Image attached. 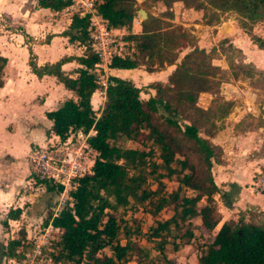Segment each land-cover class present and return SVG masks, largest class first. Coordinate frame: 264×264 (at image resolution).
Masks as SVG:
<instances>
[{
  "label": "trees",
  "instance_id": "1",
  "mask_svg": "<svg viewBox=\"0 0 264 264\" xmlns=\"http://www.w3.org/2000/svg\"><path fill=\"white\" fill-rule=\"evenodd\" d=\"M178 1L193 8L205 1L219 11H232L246 29L264 21V0ZM70 4L71 0H36L37 7L52 11L63 10ZM134 4L135 0H102L95 12L109 27L130 30L137 12ZM88 26V14H73L61 35L70 42L87 44ZM249 35L258 48L264 49V36ZM181 37H185L183 32L176 35L153 16L141 21L139 33L127 34L125 38L133 42L135 53L113 57L108 67L133 69L144 65L147 71H152L155 63L175 67L165 83L150 84L154 94L147 99L140 97V88L131 79L108 76L98 115L90 102L99 87L96 54L87 49L82 56H63L38 65L29 50L28 64L37 77L53 75L76 96L45 112L52 122L47 134L65 138L70 130L87 133L92 129L94 134L88 136L87 143L98 152L92 173L79 178L70 192L72 206L63 208L51 219L52 225L60 229L51 252L57 263L161 264L157 257H149V248L140 246L134 236L155 241L153 247L162 256L166 244L177 249L201 235L204 229L213 235L199 253L198 264H264V220L257 222L249 217L236 224L225 220L216 229L221 214L215 208L214 195L219 189L212 167L221 163L223 150L200 135L193 116L207 113L197 105L198 98L212 88L221 68L212 63L208 52L198 47L176 62ZM72 59L80 65L75 77L61 68ZM6 62L7 58L0 54V87ZM231 106L229 101L224 107L219 106L218 118L226 117ZM214 132L208 130L204 134L213 136ZM169 183L174 186L170 188ZM46 189L55 188L46 184ZM165 208H170L171 214L155 219L145 230L134 216L140 210L154 217ZM20 214V208L9 209L7 217L18 219ZM194 218L199 219L198 224L192 222ZM21 234L24 236L23 230ZM20 244L21 239L10 240L5 254L19 259L16 250Z\"/></svg>",
  "mask_w": 264,
  "mask_h": 264
},
{
  "label": "crops",
  "instance_id": "2",
  "mask_svg": "<svg viewBox=\"0 0 264 264\" xmlns=\"http://www.w3.org/2000/svg\"><path fill=\"white\" fill-rule=\"evenodd\" d=\"M4 6L6 13L13 18L14 11L18 12L17 15L23 21L20 23L25 29V34L14 33L16 43L9 42L6 51L0 52L7 58L3 70V85L0 87V264H4L6 258L5 248L9 236L18 239L14 238L12 229L11 235L5 230L7 223L10 225L17 220L7 217L9 209L20 208V216L26 217L30 226L36 225L39 221L43 223V216L52 208L54 203L52 191H48L40 183L31 182L29 178L27 154L31 148L43 145L46 139L57 138V135L51 132L47 134L52 122L46 117L45 112L57 109L66 99H76L73 91L65 88L55 76L37 77L32 72L28 64L29 50L34 53L38 65L55 62L63 56L77 57L85 53L80 43L70 42L66 36L61 35L69 26L74 14L70 10L52 11L49 8H40L37 7L36 0L30 2L6 0ZM214 27L216 26L210 28ZM217 27L218 34L220 32L228 34L234 30L232 25L225 23ZM120 29L127 34L139 33L141 21L137 23L132 21L130 30L126 27ZM230 41L235 43L234 39ZM203 45L201 40L197 42L198 48H203ZM213 63L215 64L214 61ZM79 66V63L72 59L66 61L61 68L69 76L75 77ZM174 67L175 65H167L166 69L159 71L163 76L158 80L159 72H148L139 68H110L107 64H102L96 69L104 79L101 86L91 95L92 108L98 115L105 95V86L102 83L106 82L108 76L127 78L136 83L141 72L143 78L149 81L165 83ZM147 94L152 96L154 89L150 88ZM202 95L206 93L202 92ZM197 105L205 110L208 108L209 100L204 103L198 101ZM238 111L240 113L237 115L234 113L233 121L243 117L247 111L255 115L252 110H246L244 105ZM230 124L231 122L225 127H219L213 136L202 135L219 145L227 155L221 163L212 167V175L219 189L217 194L222 198V203L216 198L217 211L222 215L216 229L223 221L232 220L237 214L239 222L250 208L264 211V192L255 191L251 186L253 173L259 171L261 167L259 163L262 160L247 157V146L251 147L252 144L231 147L220 138V135L234 134L232 132L234 126L229 127ZM236 132L240 135V132ZM262 158L264 162V157Z\"/></svg>",
  "mask_w": 264,
  "mask_h": 264
},
{
  "label": "rangeland",
  "instance_id": "3",
  "mask_svg": "<svg viewBox=\"0 0 264 264\" xmlns=\"http://www.w3.org/2000/svg\"><path fill=\"white\" fill-rule=\"evenodd\" d=\"M27 2H30V0H27ZM5 4L6 0H0V52L6 51L9 42L16 43V37H13L14 33L20 32L25 34V29L20 23L23 21L17 15L18 12L14 11V18L11 17L4 9ZM134 6L136 10L144 9L147 13V18L152 16L160 18L163 28L173 30L176 35H180L182 32L185 34V37L179 38L178 41V58L176 62L180 61L184 54L196 47L197 42L201 40V43L204 44L202 49L213 57L212 63L214 61L215 65L218 64L221 68L220 73L217 74L213 81L212 88L205 91L206 95L200 93L199 96L201 98H198L200 103L209 100L208 108L205 109L207 113L201 117L194 115L193 119L195 118L198 121L200 135H203L208 130H214V134H216L219 127H225L227 123L231 122L232 125L228 126H234L232 131L234 134H229V136L220 135V138L231 147L238 144H252L251 147L247 146V157L261 159L262 161L259 163L261 166L259 171L253 173L251 186L254 187L255 191L264 192V162L262 158L264 157V49L258 48L249 35L251 33L261 37L264 36V21H257L251 24V27L247 26L246 29L238 15L234 12L219 11L208 5L205 1H202L200 7L195 8L186 7L182 1L178 0H135ZM135 18L140 19L137 12ZM224 23L232 25L234 30L228 34L222 32L218 34L217 26H221ZM214 25L216 27L210 28ZM230 39L235 40V45ZM166 66L155 63L152 71L148 72L156 73L166 69ZM138 68L146 70L144 65ZM157 76L159 80L162 78L163 73L159 72ZM103 79V77L99 76V87ZM138 80L135 84H138L137 86L140 88V97L147 99L149 97L147 92L151 88L150 84L154 81L143 78L141 72L139 73ZM228 101L232 102L229 114L226 117L218 118V107H224L225 102ZM242 105L246 107V110H252L255 115L247 111L243 117H239L237 121H233L234 113H236L235 115L239 114L238 110ZM236 131L240 132V135ZM226 156L223 150V158ZM168 186L171 188L174 186V183H169ZM54 191H52L54 203L50 211L43 216V219L47 218V214L53 210L55 202L58 199V194ZM216 198L221 203L222 198L220 194L216 193L214 195L215 208L217 210ZM29 205L28 203L27 206ZM170 214V208H165L154 217L140 210L136 211L134 216L139 220L141 229L145 230L149 225L154 224L155 219H165ZM249 217L257 222L262 221L264 220V211L258 208H250L243 219L246 220ZM25 218L24 216H19L17 220L15 219V222H11L10 225L7 223L5 227V230L10 235L12 229L14 238L21 239V244L17 247L16 252L19 254L31 252L32 246L29 242L36 238H42L45 241V246L52 248L53 242L57 239L59 232L49 230L46 233L43 229L44 225L40 223L41 221L36 225L32 224L29 226V222ZM238 218L239 215L237 214L231 222L236 224ZM192 222L198 224L199 219L194 218ZM22 230L24 236L21 234ZM42 234H45V237ZM196 234L198 233L196 232ZM27 235L29 239H26ZM212 235L213 233H208L202 229L201 235H197L190 243L180 244L177 249H173L172 245L168 243L165 245V252L162 256L153 247L155 241H147L144 237L139 236H134L133 239L140 246L148 247L149 257H157L161 264H198L197 257L205 245L210 242ZM10 240L12 238L9 236L7 243ZM8 258L6 255L4 264L10 263ZM145 263L143 261L141 264ZM10 264H13V262ZM130 264H135V262L130 261Z\"/></svg>",
  "mask_w": 264,
  "mask_h": 264
},
{
  "label": "built area",
  "instance_id": "4",
  "mask_svg": "<svg viewBox=\"0 0 264 264\" xmlns=\"http://www.w3.org/2000/svg\"><path fill=\"white\" fill-rule=\"evenodd\" d=\"M100 2L102 0H71V4L64 8L74 14L89 15L88 43L81 45L85 51L89 49L97 55L99 61L95 64V71L98 74L96 68H100L102 64L108 65L113 57L124 58L135 53L133 42L125 38L127 33L120 27H109L96 14L95 6ZM133 21L137 23L141 20L133 18ZM102 85L105 86L106 82ZM92 134V129L87 133L80 129L70 130L65 138H48L43 145L31 148L27 154L31 181L44 186L52 185L54 192L58 194L53 210L50 215L47 214V224L42 223L46 233L49 230L60 233V229L52 225L51 219L63 208L72 206L70 192L77 186L79 178L92 173V166L98 155L87 143L88 136ZM42 235L45 237V234ZM26 239H29L28 235ZM29 243L32 246L31 252H22L19 259L9 257L8 261L13 264H59L52 258L53 247H46L42 238L32 239Z\"/></svg>",
  "mask_w": 264,
  "mask_h": 264
},
{
  "label": "water",
  "instance_id": "5",
  "mask_svg": "<svg viewBox=\"0 0 264 264\" xmlns=\"http://www.w3.org/2000/svg\"><path fill=\"white\" fill-rule=\"evenodd\" d=\"M137 15L140 17L141 20H145L147 18V13L144 9H138Z\"/></svg>",
  "mask_w": 264,
  "mask_h": 264
}]
</instances>
